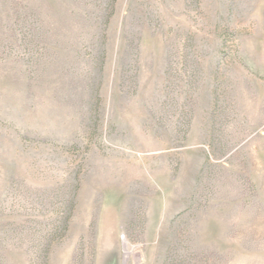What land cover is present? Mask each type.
<instances>
[{
  "label": "rangeland",
  "instance_id": "374dc122",
  "mask_svg": "<svg viewBox=\"0 0 264 264\" xmlns=\"http://www.w3.org/2000/svg\"><path fill=\"white\" fill-rule=\"evenodd\" d=\"M0 264H264V0H0Z\"/></svg>",
  "mask_w": 264,
  "mask_h": 264
},
{
  "label": "bare ground",
  "instance_id": "6f19581e",
  "mask_svg": "<svg viewBox=\"0 0 264 264\" xmlns=\"http://www.w3.org/2000/svg\"><path fill=\"white\" fill-rule=\"evenodd\" d=\"M129 254H128V252H127V250H125V256H128Z\"/></svg>",
  "mask_w": 264,
  "mask_h": 264
}]
</instances>
